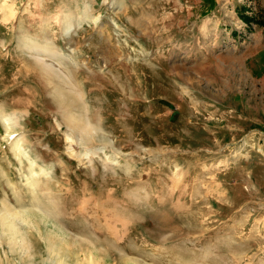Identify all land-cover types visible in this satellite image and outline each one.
<instances>
[{
  "label": "rangeland",
  "instance_id": "obj_1",
  "mask_svg": "<svg viewBox=\"0 0 264 264\" xmlns=\"http://www.w3.org/2000/svg\"><path fill=\"white\" fill-rule=\"evenodd\" d=\"M0 264H264V0H0Z\"/></svg>",
  "mask_w": 264,
  "mask_h": 264
},
{
  "label": "bare ground",
  "instance_id": "obj_2",
  "mask_svg": "<svg viewBox=\"0 0 264 264\" xmlns=\"http://www.w3.org/2000/svg\"><path fill=\"white\" fill-rule=\"evenodd\" d=\"M98 21H99V20H98ZM51 48H52V47H51ZM35 50H36V49H35ZM49 50H50V49H49ZM47 52H48V51H47ZM56 52L58 53V51H56ZM43 53H44V52H43ZM47 54H48V53H47ZM54 54H55V53H54ZM54 54H53V55H54ZM56 55H57V54H56ZM55 57H57V56H55ZM45 67H46V66H45ZM70 67H71V66H70ZM66 68H67V67H66ZM66 68H65V69H66ZM50 70H51V69H50ZM48 71H49V70H48ZM50 72H51V71H50ZM51 73H52V72H51ZM53 73H54V71H53ZM62 74H63V73H62ZM56 75H57V74H56ZM61 79H62V78H61ZM51 81H52V80H51ZM69 84H70V83H68V85H69ZM66 85H67V84H66ZM71 86H72V85H71ZM68 87H69V86H68ZM72 88H73V87H72ZM70 116H71V115H70ZM71 117H72V116H71ZM69 118H70V117H69ZM72 118H73V117H72ZM74 119H75V118H74ZM71 121H72V120H71ZM80 124H81V123H80ZM83 127H84V126H83ZM74 130H75V129H74ZM87 130H88V129H87ZM82 133H83V132H82ZM90 133H91V132H90ZM17 148H18V147H17ZM18 149H19V148H18ZM4 213H5V212H4ZM4 213H3V214H4ZM15 230H16V229H15ZM19 240H20V239H19ZM22 243H23V242H22Z\"/></svg>",
  "mask_w": 264,
  "mask_h": 264
}]
</instances>
